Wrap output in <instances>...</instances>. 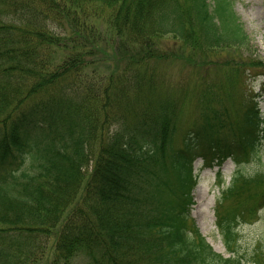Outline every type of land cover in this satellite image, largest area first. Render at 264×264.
<instances>
[{"label": "trees", "instance_id": "obj_1", "mask_svg": "<svg viewBox=\"0 0 264 264\" xmlns=\"http://www.w3.org/2000/svg\"><path fill=\"white\" fill-rule=\"evenodd\" d=\"M13 6L21 18L0 20V264H35L50 238L53 264H70L80 251L92 264H244L238 228L264 209V172L242 170L262 162L259 101L214 107L217 90L208 86L198 122L182 129L179 101L166 93L155 100L159 86L148 83L151 62L167 52L156 46L165 37L201 55L206 67L225 50L247 49L232 0H14ZM56 12L66 17L68 34L39 19ZM60 49L71 54L58 61ZM111 49L121 51L123 67ZM98 54H110L99 59L112 67L105 76ZM223 66L218 90L241 89L236 81L256 67ZM199 158L205 167L228 159L237 167L222 192L228 209L218 213L229 257L213 249L191 217Z\"/></svg>", "mask_w": 264, "mask_h": 264}, {"label": "rangeland", "instance_id": "obj_2", "mask_svg": "<svg viewBox=\"0 0 264 264\" xmlns=\"http://www.w3.org/2000/svg\"><path fill=\"white\" fill-rule=\"evenodd\" d=\"M14 0H0V20L10 21L21 18L22 12L17 10V18L14 13ZM233 10L243 26L244 31L250 39V45L247 49H230L225 50L222 55L216 59L219 62L212 67H206L201 64L200 57H194L193 52L184 51L177 39L172 36L165 37L157 44V48L162 52L163 57L159 60L151 62V68L154 69L155 75L148 83L158 85V89L153 93L154 99L157 100L160 94H168L171 98L179 101V118L177 124L182 128H189L194 121L198 122V109L202 102L208 100V86H214L217 90L215 102L211 103L214 107H228L230 105L237 106L239 101L248 100L250 97L260 102L262 115L264 117V70L257 63L264 66V0H232ZM9 15V17L7 16ZM52 15V14H51ZM47 28L55 30L65 35L69 33V25L64 14L59 12L52 15L49 19L39 18ZM118 41V39H116ZM104 48L107 46L104 45ZM118 47V46H115ZM112 54L117 55V63L123 67L120 62L121 51L114 49L109 50ZM71 54L67 50H55V59L61 60L62 57ZM109 59L107 56L96 55L94 59L99 61V74L106 75L110 72L111 66L106 62L99 60L100 58ZM242 63L245 66L256 65L252 70L246 71L245 75L240 76V80L236 81V85L241 89H224L218 90L225 80V68H232L236 63ZM228 64H231L228 66ZM162 85V87L160 86ZM181 133H178L176 142L181 141ZM260 155L262 162H255L242 168L247 175L256 172H264V140L261 146ZM93 162L90 163L86 170V180L92 172ZM203 162L198 160L195 163V174L198 175V184L191 193L192 211L191 215L194 219L201 234L206 238L207 242L213 249L225 256L231 254L227 250L221 228L218 226V213L221 214L228 209L229 202L222 198V192L229 187L233 174L237 170L236 165L232 161H227L222 168L203 169ZM82 195V190L79 197ZM70 209L65 212L64 220L69 215ZM217 217V218H216ZM62 223V221H61ZM59 230L57 227L53 235ZM54 238L45 239L43 250L44 257L35 264H53L54 253L52 245ZM237 251L239 256L243 258L244 264H264V257L258 256L259 250L264 246V209L257 213L251 222L240 225L237 233ZM46 244V247H45ZM260 255V253H259ZM263 260V261H261ZM70 264H92L89 256L85 251L78 252L70 260Z\"/></svg>", "mask_w": 264, "mask_h": 264}]
</instances>
